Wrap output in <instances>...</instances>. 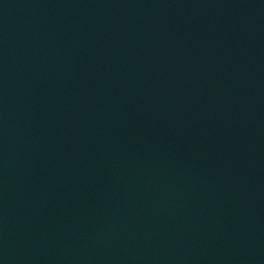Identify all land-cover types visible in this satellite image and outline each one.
<instances>
[{
	"label": "water",
	"instance_id": "obj_1",
	"mask_svg": "<svg viewBox=\"0 0 264 264\" xmlns=\"http://www.w3.org/2000/svg\"><path fill=\"white\" fill-rule=\"evenodd\" d=\"M0 264H264V0H0Z\"/></svg>",
	"mask_w": 264,
	"mask_h": 264
}]
</instances>
